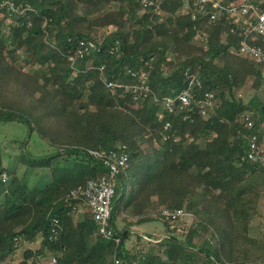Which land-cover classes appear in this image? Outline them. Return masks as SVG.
<instances>
[{
    "label": "trees",
    "instance_id": "16d2710c",
    "mask_svg": "<svg viewBox=\"0 0 264 264\" xmlns=\"http://www.w3.org/2000/svg\"><path fill=\"white\" fill-rule=\"evenodd\" d=\"M4 1L0 123L24 125L28 139L35 132L52 151L34 156L24 150L18 162L26 170L19 176L4 165L0 148V264H41L40 257L50 256L57 264H114L115 258L125 264H264V240L247 234L252 200L242 188L264 174L259 164L243 160L254 138L264 145V64L238 53L244 42L264 50V40H253L243 21L212 3L195 0L162 1L160 14L141 0H10L13 8ZM252 1L264 11V0ZM106 28L114 30L100 35ZM81 42L95 47L73 64ZM249 83L257 94L246 101L239 92ZM132 85L148 93L130 94L125 87ZM187 89L188 106L173 113L162 108L166 97ZM208 93L215 108L204 116ZM120 144L129 161L112 204L117 244L99 236L92 214L71 192L107 173L88 150ZM72 159L74 171L81 166L79 183L66 178L29 186L35 170L52 172ZM180 209L192 217L190 224L163 214ZM156 220L166 228L162 240L137 235L127 247L132 228Z\"/></svg>",
    "mask_w": 264,
    "mask_h": 264
},
{
    "label": "built area",
    "instance_id": "2783aa9c",
    "mask_svg": "<svg viewBox=\"0 0 264 264\" xmlns=\"http://www.w3.org/2000/svg\"><path fill=\"white\" fill-rule=\"evenodd\" d=\"M162 1H178V0H141L144 8L154 7L155 10L160 14V4ZM185 3H189L191 0H181ZM197 4L205 5L212 3L213 8L217 9L219 13H226L228 16L233 17L235 22L243 21L246 32H253V40L263 39L264 40V11H262L258 4L252 0H195ZM2 5H9L13 8V4L10 0L4 1ZM189 5V4H188ZM187 9H190L189 6ZM217 14L212 16L215 19ZM197 16L193 14V19ZM81 48L78 49L77 55L71 56L70 61L74 64L78 58H83L85 53L89 49H94L95 45L93 42L86 44L81 42ZM243 56L250 58L258 63L264 64V50L256 45H251L244 42L238 51ZM103 69V68H102ZM101 69V70H102ZM103 82L105 86L110 90H115L117 85L114 82L108 81L104 76ZM193 83H197L193 81ZM126 91L130 94L137 96L148 93V89L141 85L126 86ZM190 103V91L189 89L182 91L176 96L166 97L162 101V108L169 113L175 112L177 108H183L188 106ZM202 115L206 116L210 111L215 108L214 95L211 93L206 94L205 99L202 101ZM249 117L247 116V120ZM249 127L252 123H249ZM170 128V123L165 125V129ZM177 140V139H176ZM175 140V141H176ZM88 156H91L95 160L99 161L103 167L107 169V173L98 178L92 179L85 184L79 185L73 189L71 195L76 199L80 200V206L82 209L89 211L94 221L98 224V233L101 238L106 241H114L119 243L120 239L115 236L114 230L111 224L112 218V204L113 198L116 193L117 182L119 175L125 170L129 161V154L126 145L120 144L115 149L110 151L105 150H88ZM243 160H249L253 163L259 164L264 168V145L256 143L255 138L250 144V149L247 152V156ZM163 214L167 218L177 220L180 217H185L186 213L184 210H164ZM53 238L50 237V239ZM263 240H264V226H263ZM41 264H57L58 259L55 256L40 257ZM114 264H125L119 258L114 259Z\"/></svg>",
    "mask_w": 264,
    "mask_h": 264
},
{
    "label": "rangeland",
    "instance_id": "374dc122",
    "mask_svg": "<svg viewBox=\"0 0 264 264\" xmlns=\"http://www.w3.org/2000/svg\"><path fill=\"white\" fill-rule=\"evenodd\" d=\"M113 30L114 29L107 28L101 29L100 35L103 36L109 34ZM201 40L202 37H198L195 42L199 45L201 44ZM256 94L257 93L251 88V83H249L243 90L239 92V96L245 99L246 101H249L251 97L256 96ZM27 135L28 128H26L24 125L18 123H0V148L2 150L4 165L11 168H17L19 176H22L24 171L26 170V166L18 162V158L24 150H28L34 156L47 155L50 154L52 151L48 143L45 140L41 139L37 133L34 132L33 134H31L29 139ZM24 141H27L26 145H24ZM201 145H204L203 141H201ZM73 163H75L73 159L67 162L61 160L59 166H57V168L52 172L51 170L45 169L35 170V172L32 173V176L30 177L29 186L33 187L39 183L40 185H45L51 180H64L66 178L70 181L71 185L79 183V181L81 180V174L77 172L81 166L76 167V170L74 171ZM251 183L254 186L250 185ZM245 185L249 187H242L244 192L246 190L250 192L255 188L256 185H258V187L255 188L253 193H248V199L253 200L252 212L254 213V211L256 210L255 213H259V215L257 216L259 219V223L257 221V223H255V225L253 226V234L254 236H256V239L263 241L262 225H264V174L258 173L256 177H252V179H250L248 183L243 184V186ZM259 187H261L260 191L258 190L260 189ZM262 219L263 224L262 222H260L262 221ZM191 221L192 217H184V222L187 225L190 224ZM140 229L155 233V236L158 235L161 238L165 237L166 235V228L163 221L161 220H156L154 222L141 225L139 226V230ZM134 230L136 229L132 228L131 232H133ZM137 235L139 234H132V237L129 243L127 244V247L135 245L138 242Z\"/></svg>",
    "mask_w": 264,
    "mask_h": 264
},
{
    "label": "crops",
    "instance_id": "0c3cea01",
    "mask_svg": "<svg viewBox=\"0 0 264 264\" xmlns=\"http://www.w3.org/2000/svg\"><path fill=\"white\" fill-rule=\"evenodd\" d=\"M252 177H256L255 175L254 176H252ZM252 177H251V179H252ZM258 177V176H257ZM261 178V177H260ZM250 179H248V180H246V182L245 183H248V181H249ZM250 185H253L252 183L250 184ZM242 186H243V184H242ZM254 186V185H253ZM243 187H249V186H247V185H245V186H243ZM250 187H252V186H250ZM256 187H258V185H256L255 186V188ZM255 188L253 189V190H251L250 192H248V190H246L245 191V194H246V196H245V198H248V193H253L254 192V190H255ZM260 189H258L259 191L261 190V187H259ZM252 206H253V200H252ZM251 209L248 211L249 212V214H251V216L248 218V229H247V234H248V236L249 237H251V238H255L256 236H254V234H253V226L255 225V223H257V221H258V223H259V219H258V215H259V213L257 214V213H255V211H254V213L252 212L253 211V207H250ZM246 210V209H245ZM260 222H262V224H263V219H262V221H260ZM263 226V225H262ZM136 230H134L133 231V233H137V234H139V235H141L142 237H144V236H147V238H148V236H151L152 238H149V240L151 241V242H153V243H157L158 241H160V240H162V238L160 237V236H158V235H156L155 236V233H152V232H149V231H144V230H142V229H140L139 230V227H134ZM263 229V228H262ZM137 231V232H136ZM154 232V231H153Z\"/></svg>",
    "mask_w": 264,
    "mask_h": 264
},
{
    "label": "water",
    "instance_id": "95a60500",
    "mask_svg": "<svg viewBox=\"0 0 264 264\" xmlns=\"http://www.w3.org/2000/svg\"><path fill=\"white\" fill-rule=\"evenodd\" d=\"M129 231L127 230L126 232H125V235L128 233Z\"/></svg>",
    "mask_w": 264,
    "mask_h": 264
}]
</instances>
